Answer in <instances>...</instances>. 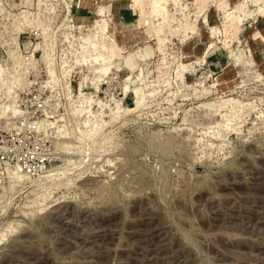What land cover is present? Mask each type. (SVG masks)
Returning a JSON list of instances; mask_svg holds the SVG:
<instances>
[{
	"label": "rangeland",
	"instance_id": "374dc122",
	"mask_svg": "<svg viewBox=\"0 0 264 264\" xmlns=\"http://www.w3.org/2000/svg\"><path fill=\"white\" fill-rule=\"evenodd\" d=\"M194 1L0 0V264H264V0Z\"/></svg>",
	"mask_w": 264,
	"mask_h": 264
},
{
	"label": "bare ground",
	"instance_id": "6f19581e",
	"mask_svg": "<svg viewBox=\"0 0 264 264\" xmlns=\"http://www.w3.org/2000/svg\"><path fill=\"white\" fill-rule=\"evenodd\" d=\"M130 1V4H131V8L132 9H137L141 12V14H145V11H144V8H148V13L150 15H153L154 17H157L158 20L161 22V23H167L169 22V18L171 17L173 11H175L176 9L177 10H181V12H183L184 10H186L185 8L183 9V6L179 4V2L177 0H129ZM195 3H199L201 2V0H195L194 1ZM195 5V4H194ZM199 5V4H198ZM186 7V6H185ZM145 8V9H146ZM201 7L198 6V9L199 12L202 11V8L200 9ZM198 12V11H197ZM263 12H264V9H263ZM97 13V19L95 20V23L94 25L92 26V30L93 32H100L101 35L106 33L107 31V22L103 19V15H104V8L101 7ZM183 14V13H182ZM180 15V13H179ZM174 17V16H172ZM108 21V20H107ZM232 23H233V20H232ZM230 23V24H232ZM238 23V22H237ZM140 24V23H139ZM229 24V25H230ZM232 26V25H231ZM158 30V29H157ZM156 31V30H155ZM158 34L159 33V30L156 31ZM97 34V33H96ZM94 34V35H96ZM103 36H101L102 38ZM85 39V43H86V38H83ZM82 39V40H83ZM89 39V37L87 38ZM103 39V38H102ZM87 41H90L91 40H87ZM93 41V46H92V49L91 51H89V53L91 54H95L94 55V62H101L100 59H103V57H106L105 55L108 56V59H111L113 58L115 55H116V45L115 43H113V39H112V44L107 47L106 44H98L97 42H95V40H92ZM161 41V40H159ZM84 41H83V44H85ZM89 43V42H88ZM161 42H159L160 44ZM162 44V43H161ZM84 49V48H83ZM85 50V49H84ZM103 66L102 65H99V69L101 71H105L104 69L102 70ZM10 94V93H9ZM1 113L0 112V118H1ZM54 170H52L53 172ZM57 171V170H56ZM54 171V172H56ZM61 171V170H60ZM53 172V174H54ZM51 173V172H50ZM49 173V174H50ZM14 174V173H13ZM57 174V173H56ZM62 174V173H61ZM51 175V174H50ZM59 175V173H58ZM46 176V175H45ZM61 176V175H60ZM46 178V177H45ZM48 178V177H47ZM50 178V177H49ZM46 180V179H44ZM49 180V179H48ZM20 181V180H19ZM55 181V180H54ZM1 241V239H0ZM3 241V240H2Z\"/></svg>",
	"mask_w": 264,
	"mask_h": 264
},
{
	"label": "built area",
	"instance_id": "2783aa9c",
	"mask_svg": "<svg viewBox=\"0 0 264 264\" xmlns=\"http://www.w3.org/2000/svg\"><path fill=\"white\" fill-rule=\"evenodd\" d=\"M178 2H180L181 0H177Z\"/></svg>",
	"mask_w": 264,
	"mask_h": 264
}]
</instances>
